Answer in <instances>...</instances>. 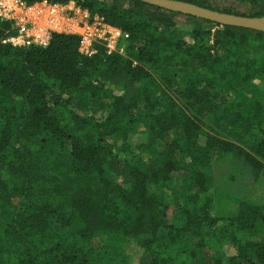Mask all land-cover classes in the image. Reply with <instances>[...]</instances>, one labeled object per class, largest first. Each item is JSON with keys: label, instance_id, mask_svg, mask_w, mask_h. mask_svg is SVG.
<instances>
[{"label": "trees", "instance_id": "obj_1", "mask_svg": "<svg viewBox=\"0 0 264 264\" xmlns=\"http://www.w3.org/2000/svg\"><path fill=\"white\" fill-rule=\"evenodd\" d=\"M73 1L129 34L118 51L16 48L0 20V264H130L133 241L141 264H264L262 198L214 188L227 140L264 176V31ZM187 1L264 18V0Z\"/></svg>", "mask_w": 264, "mask_h": 264}, {"label": "built area", "instance_id": "obj_2", "mask_svg": "<svg viewBox=\"0 0 264 264\" xmlns=\"http://www.w3.org/2000/svg\"><path fill=\"white\" fill-rule=\"evenodd\" d=\"M0 20L11 26L12 33L4 42L16 48L46 47L56 34H73L80 37L79 52L92 57L100 48L107 54L118 51L120 42L129 37L120 27L99 14H91L73 0H0Z\"/></svg>", "mask_w": 264, "mask_h": 264}, {"label": "rangeland", "instance_id": "obj_3", "mask_svg": "<svg viewBox=\"0 0 264 264\" xmlns=\"http://www.w3.org/2000/svg\"><path fill=\"white\" fill-rule=\"evenodd\" d=\"M262 23L264 24V18L262 19ZM210 44H212V41ZM227 141L229 145L226 146H228L230 151H228L229 153L226 156L221 157L215 166L216 182L214 183V188H231L230 193L232 192L231 194L234 198L240 195L256 197L257 199L262 198L264 203V176H260L258 178L260 180L257 181L256 175L251 172L247 163L244 162L245 155L241 153L242 146L230 140ZM234 163L241 164L238 174L235 177H233V173L228 167V164L232 166ZM229 201L231 202V199ZM122 252L127 263L141 264L146 254V249L133 241L126 242L124 247H122ZM221 252L215 248L211 251V254L217 256Z\"/></svg>", "mask_w": 264, "mask_h": 264}, {"label": "water", "instance_id": "obj_4", "mask_svg": "<svg viewBox=\"0 0 264 264\" xmlns=\"http://www.w3.org/2000/svg\"><path fill=\"white\" fill-rule=\"evenodd\" d=\"M170 11L181 12L210 20L221 25H230L264 31L262 19L256 16H244L210 9L187 0H139Z\"/></svg>", "mask_w": 264, "mask_h": 264}]
</instances>
